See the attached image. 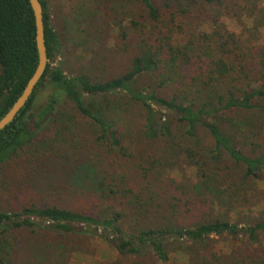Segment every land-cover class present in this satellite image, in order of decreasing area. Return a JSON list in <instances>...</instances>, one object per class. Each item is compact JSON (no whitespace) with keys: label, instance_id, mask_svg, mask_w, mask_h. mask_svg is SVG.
I'll list each match as a JSON object with an SVG mask.
<instances>
[{"label":"trees","instance_id":"1","mask_svg":"<svg viewBox=\"0 0 264 264\" xmlns=\"http://www.w3.org/2000/svg\"><path fill=\"white\" fill-rule=\"evenodd\" d=\"M40 1L48 63L0 131V170L54 162L88 200L0 210V264H69L96 236L111 254L97 264H264V12L252 16L264 0H94L118 12L121 50L95 49L90 67L73 71ZM101 21L93 29L107 42ZM38 61L30 1L0 0V118ZM114 92L133 113L127 133L106 112ZM67 144L90 150L71 171Z\"/></svg>","mask_w":264,"mask_h":264},{"label":"rangeland","instance_id":"2","mask_svg":"<svg viewBox=\"0 0 264 264\" xmlns=\"http://www.w3.org/2000/svg\"><path fill=\"white\" fill-rule=\"evenodd\" d=\"M50 1V9L54 18V23L59 27L58 29L64 33L65 43L71 51V71L78 68L87 69L90 66L88 62L90 60V54L94 53L95 49L100 47H108L114 52L119 53L120 38L118 37L119 31V15L113 7L98 9L94 0H66V6L64 9V2L62 0H48ZM117 4V2H115ZM117 8V7H116ZM264 9L259 5L252 16L259 18L262 16ZM109 18H105V16ZM117 15V17H114ZM102 19H107L110 23L109 33L111 39L105 42L103 40V29H99L100 35L96 34L93 26L104 25ZM222 23L229 25L231 29L237 30V25L230 17H223ZM97 36L95 39L93 36ZM102 53V52H101ZM115 56L112 55V58ZM116 58V57H115ZM59 62H65V57L61 54L58 56ZM118 65V64H117ZM116 65V67H117ZM89 66V67H88ZM115 66V65H114ZM118 94L123 93H110L107 95V99L111 104L107 107L106 112L110 118H115L122 121L124 133L132 130L134 126L132 123L133 113L130 114L121 110L119 105L114 103ZM94 99V98H93ZM99 100V98H95ZM40 100L44 102L46 95H42ZM114 106L117 108L115 109ZM129 114V115H128ZM137 120V118H136ZM57 144V143H56ZM67 148L68 158L67 162L68 171H71V167L76 168L77 164H80L85 155L90 153V150L82 147L76 152V148L72 144L64 145ZM30 171V172H29ZM42 172V173H40ZM185 178L193 177L190 171L185 172ZM162 176L170 181H181V174H177L174 171H166L162 173ZM73 176L66 172L62 165H57L53 162L52 169H40L34 174L31 173V169H28V164L21 162L20 166L16 170L11 167H5L0 170V210L12 209L17 203L27 202H69L70 204H78L79 206L85 205L87 202L84 199L83 190L78 188L75 184ZM264 190V185H259ZM85 243L89 244L88 241ZM89 247L92 253L88 255H78L76 253L71 254L69 264H97L99 258H108L111 254L107 247V244L96 236L92 239Z\"/></svg>","mask_w":264,"mask_h":264},{"label":"water","instance_id":"3","mask_svg":"<svg viewBox=\"0 0 264 264\" xmlns=\"http://www.w3.org/2000/svg\"><path fill=\"white\" fill-rule=\"evenodd\" d=\"M29 1L36 20V41L39 61L36 70L28 80L23 92L13 103L10 109L4 114V116L0 118V131L6 128L10 123H12L19 112L26 106L34 93L36 86L41 80L48 63L43 7L40 0Z\"/></svg>","mask_w":264,"mask_h":264}]
</instances>
